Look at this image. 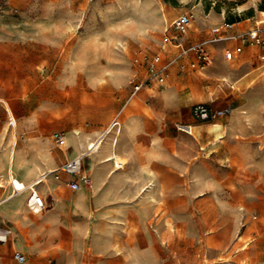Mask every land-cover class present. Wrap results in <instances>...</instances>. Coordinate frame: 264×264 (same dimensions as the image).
<instances>
[{
	"label": "rangeland",
	"instance_id": "374dc122",
	"mask_svg": "<svg viewBox=\"0 0 264 264\" xmlns=\"http://www.w3.org/2000/svg\"><path fill=\"white\" fill-rule=\"evenodd\" d=\"M263 12L264 0H0V182L10 186L0 188V198L15 187L20 190L15 197L27 195L30 211L29 184L19 188L16 176L48 171L43 170L52 164L50 156L62 153L54 133L91 137L119 124L106 135L107 143L114 138L121 150L119 165L114 153L105 162L123 169L104 167L111 170L108 177L116 174L104 189L121 199L114 201L112 213L96 217L99 247L106 249L112 239L113 251L89 261L74 249L57 260L46 252L30 257L29 264H264V131H258L264 127V70L247 90L244 83L233 90L221 77L203 88L206 71H188V56L180 71L176 65L167 68L162 86L156 80L153 88L134 93V86L149 77L144 57L160 53L162 64L173 59L170 44L161 52L172 35L164 29L180 15H193L189 38H194L222 17L264 20ZM222 55L221 48L216 50L209 68L219 63L216 74L241 63H227ZM167 92L181 97L175 113L181 121L147 109ZM232 92L235 96H228ZM223 95L239 98L234 110L214 122L228 131H178L177 125L190 118L191 105L208 99L215 105ZM141 114L153 119L155 131L152 138L138 137L131 151L123 131ZM218 135L223 139L210 147ZM66 149L67 136L61 147ZM77 149L76 142L68 146L70 153ZM88 165L81 162V175L92 177ZM50 176L37 186L47 203L44 187L71 193L68 178L49 181ZM92 216L77 213L75 228H84Z\"/></svg>",
	"mask_w": 264,
	"mask_h": 264
},
{
	"label": "crops",
	"instance_id": "0c3cea01",
	"mask_svg": "<svg viewBox=\"0 0 264 264\" xmlns=\"http://www.w3.org/2000/svg\"><path fill=\"white\" fill-rule=\"evenodd\" d=\"M264 13V12H263ZM178 18V17H177ZM176 18V19H177ZM194 18V17H193ZM257 17H251L245 20L234 21L235 28L237 31H246L255 28L259 24H264V20H256ZM174 21V20H173ZM172 21V22H173ZM223 21H226L223 17L221 22L216 25H212L211 28L214 26L220 25ZM170 23V25L172 24ZM230 22V21H227ZM249 23V25L244 26L242 29L237 27L243 23ZM194 23V21H193ZM170 25L164 29H168L172 31ZM251 26V27H250ZM204 29L202 32L199 33L197 37L189 38V35L186 39V43H196L205 41L208 38V34L211 28ZM198 30V29H197ZM191 31V29H190ZM191 32H189L190 34ZM166 34V33H164ZM173 35V31H172ZM172 35L168 36L166 39L168 42H164V46H162V50H165L167 44H170L171 47L174 48V55L177 52V49L173 42H170V38ZM234 43H219L214 45H208L206 47L207 51L210 53L211 56V65L206 68L204 73L201 71H196L198 73H202L201 75L208 79L207 86L203 88H208L212 81L218 80V78H222L225 81L226 86L235 90V86L239 83L246 84V90L250 88L249 86L256 80L260 81L255 76H259L262 69L264 70V48L256 47L253 45H248L243 47L242 53L236 56L233 60L227 61L224 58V51L226 49H232L234 47ZM221 48L222 56L225 62L231 63L235 62L238 59H241V63H238L236 66H228L227 70L223 74H216L217 71L222 69L220 64H215L212 69H209L213 65V60L216 56V50ZM255 49V50H254ZM165 52V51H164ZM160 55V53H158ZM162 54V53H161ZM179 70V66L182 65L185 67V62L180 60L177 64H175ZM255 65V67H253ZM217 66V70H216ZM188 71H194L189 66H187ZM208 69V70H207ZM180 71V70H179ZM258 72V73H255ZM264 71H262L263 73ZM219 75V76H218ZM220 78V79H221ZM199 79V78H198ZM200 80L202 78L200 77ZM167 82V81H166ZM202 83V82H201ZM212 84V83H211ZM213 85H216V83ZM153 88V84L151 85ZM150 88V89H152ZM141 90V89H140ZM139 90V91H140ZM238 91V90H237ZM238 93V92H237ZM234 92L229 93L228 96H235ZM238 97L229 98L226 95H223L219 98L215 99V105L213 104V99H208L202 104L211 105L214 107L218 106H228V108L232 109L231 105L238 101ZM181 97L173 99L170 92H167V95L162 97L158 100L155 104L153 103L151 107L147 106V109H152L153 113L157 112L160 114V111H163L165 114L171 115L170 118L173 122L181 121V119L176 118L175 113L180 109ZM192 107L195 105H191ZM192 107L190 108V118H187L186 124L184 125H177L178 131L185 133V134H192V131H200L201 133L205 134L207 132H216V131H228V129H223V125L214 124L212 123H204L198 122L196 119L192 117L191 111ZM227 108V107H226ZM156 113V114H157ZM119 124L114 123L112 126L116 127ZM130 128L128 131H123V135L126 137V141L128 142V146L130 150H136V143L138 141V137H153L155 128L153 125V119H149L147 115H140V117H135L129 122ZM217 125V126H216ZM215 127V129H210V127ZM110 127V128H111ZM112 127V129L114 128ZM106 131V130H105ZM161 131V130H158ZM245 131V130H242ZM258 131H264V127L260 125ZM104 131H100V133L91 136L90 135H80L78 138H75L71 132L67 133V149L66 151L59 149L62 153L61 156H50L51 165L47 166L45 170H51L52 172L57 170L59 165L63 164L64 162L70 161L83 153L86 149V146L89 145L88 143L94 141L98 137L102 135ZM111 131L109 132V134ZM108 134V135H109ZM120 134V127L119 133ZM106 137V136H105ZM104 137V139H105ZM103 139V140H104ZM223 139L222 136L218 135L217 137L212 139V142L209 144L210 147H215L219 141ZM102 140V141H103ZM153 140V139H152ZM109 139H106L102 147H98V151L94 152L93 154L84 158V160L89 164L88 170H92L93 176L89 177L91 180V188L90 189H82L80 191L74 192L68 187V183L72 178L66 174H60L59 179L61 176L64 175L68 178L66 182V188L71 192H59L57 188H54V192H51L50 185L44 187L50 195V199L47 203V197L40 192V197L43 199L45 204V209L49 205L48 211L45 212L44 215L40 216L39 218L36 215L41 213H31L25 208V201L27 195L22 194L18 197L14 196V192L9 190V195H7L4 199L0 198V226L8 227L10 229L11 234L7 238V241L3 244H0V264H17L13 259V253L15 251H19L26 257V261L24 264H29L30 257L32 256H41L42 254L49 252L52 256L51 259L57 258L61 254H69V249H74L76 252L78 251L79 257L86 256L87 261L91 260V258H99L102 255L107 254V250H112L113 241L108 240V245H105L106 249H101L99 247V238L101 237L100 233V223L101 221L98 220L96 217L106 215L107 212L112 213L115 210L114 201L121 199L119 194L113 193L109 190L104 189V185L108 183L107 181L112 179L109 176V173L113 169L122 170L123 166H114L109 162H105V159L108 158L112 153L117 156V162L119 165V158L120 155L116 149V144L113 138L112 143H107ZM76 142L78 149L75 152L70 153L68 151V146L72 143ZM102 143V142H101ZM117 143V142H116ZM101 145V144H100ZM99 145V146H100ZM115 146V147H114ZM211 156L214 152L209 153ZM94 155V156H93ZM83 160V161H84ZM58 165L57 167H55ZM107 165L111 166L112 169L108 172L104 167ZM29 168V167H28ZM90 168V169H89ZM111 173H115L112 171ZM40 174L36 175L30 174V171L26 172L23 176L20 173L16 176V185L19 188H24L28 184L35 183ZM36 179V180H35ZM53 179L52 176L49 177ZM58 179V180H59ZM55 180V179H53ZM33 182V183H32ZM53 185V184H52ZM51 185V186H52ZM1 188V187H0ZM5 188H10L9 185ZM53 189V186H52ZM13 194V195H12ZM10 197V198H9ZM92 213L93 216L91 217L90 221L87 219L83 222L84 228L80 230L75 228L74 224V217L77 213ZM32 214V218H27V215ZM109 239V238H108ZM61 252V253H60ZM66 255V256H67Z\"/></svg>",
	"mask_w": 264,
	"mask_h": 264
},
{
	"label": "built area",
	"instance_id": "2783aa9c",
	"mask_svg": "<svg viewBox=\"0 0 264 264\" xmlns=\"http://www.w3.org/2000/svg\"><path fill=\"white\" fill-rule=\"evenodd\" d=\"M92 1V0H88ZM193 21V15L190 13L180 15L175 19L170 28L173 31V35L170 38V42H173L177 52L174 55L173 59L166 64H162V59L159 54L153 56L144 57L143 65L145 66V72L149 76L147 79H144L138 82L134 86V93H137L144 86L152 85V83L158 80V84L162 86L164 72L167 71V68L171 65L177 64L180 60L187 58L188 56L192 57L189 67L193 70L204 71L211 65V56L207 51L206 47L208 45H214L219 43H234L232 49H226L224 51V58L227 61L233 60L236 56L242 53L243 47L248 45H253L256 47L264 48V27H259V24L255 28L246 30V31H237L235 28V23L223 21L220 25L214 26L210 29L208 38L202 42L196 43H186V39L189 35ZM168 29L164 31L167 33ZM182 65L179 66V69H183ZM137 73L133 76L134 79L137 78ZM230 108H217L211 105L198 104L192 107V117L197 121L204 123H212L219 119H222L227 116L230 112ZM109 128L102 133L100 137L95 139L91 144L86 146V149L78 157L65 162L60 168L50 173V175L55 179H59L60 174H66L72 178L69 181L68 187L74 191H80L82 189L91 188V180L88 176L81 175L80 163L87 156L93 154L101 144L104 137L109 134ZM52 140L57 148H61L64 145V135L62 133H54L52 135ZM42 180L40 177L34 185H37L39 181ZM33 204L35 211L31 209L32 213H41L45 209V204L43 199L40 196H35L33 199ZM11 234L10 229L0 226V244L6 242V238ZM13 259L17 264H24L26 257L19 251L13 253Z\"/></svg>",
	"mask_w": 264,
	"mask_h": 264
},
{
	"label": "bare ground",
	"instance_id": "6f19581e",
	"mask_svg": "<svg viewBox=\"0 0 264 264\" xmlns=\"http://www.w3.org/2000/svg\"><path fill=\"white\" fill-rule=\"evenodd\" d=\"M11 119H12V122H13V124H14V126L16 125L15 124V120H14V118H12L11 117ZM65 138V137H64ZM105 140H106V137H105V139L102 141V143H101V145L99 146V148L100 147H102V144H104V142H105ZM92 142H89L88 144H91ZM98 148V149H99ZM97 151V150H96ZM81 154V153H80ZM80 165H81V163H80ZM52 171L51 170H48V171H46V172H42L41 174H40V176H39V178L40 177H42V180L41 181H39V183H37V185H34V184H29L28 185V187H27V189H28V191L30 192V195H29V198H28V202H27V207L29 208V209H33L34 211H35V207H34V204H33V199H34V197L35 196H40V193H39V191L37 190V186L38 185H40L41 183H43V182H45L46 181V179H47V175L49 174V173H51ZM80 172H81V169H80ZM85 176V175H84ZM8 177H9V184H11V183H13V178H12V176H11V167H9V170H8ZM38 178V179H39ZM36 180V179H35ZM33 183V182H32ZM92 186V185H91ZM0 187L1 188H5V185L2 183V182H0ZM13 190H12V192H14L13 194H14V196H16V195H18L19 193H20V190H17L15 187H13L12 188ZM12 194V195H13ZM10 198V197H9ZM8 238V237H7ZM7 238H6V241H7Z\"/></svg>",
	"mask_w": 264,
	"mask_h": 264
}]
</instances>
